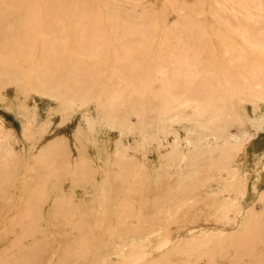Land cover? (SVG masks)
<instances>
[{
  "label": "bare ground",
  "instance_id": "1",
  "mask_svg": "<svg viewBox=\"0 0 264 264\" xmlns=\"http://www.w3.org/2000/svg\"><path fill=\"white\" fill-rule=\"evenodd\" d=\"M227 1H225V3ZM78 2L79 0H0L1 100L4 99V97H2L3 93L7 91L6 89L9 86H16L17 92H19L18 89L20 92L21 90H24L19 84L25 85L26 91L28 88V90H33L32 92H43L44 94L51 96H61L62 94L66 97L76 96L80 97L84 102L91 98H97L98 100L106 99L105 101H109L110 97L114 95L116 99L115 101L113 99V104L114 102H118L119 99L117 96L119 92H125L126 89H130L132 93L131 95L129 93L128 95L130 96L127 97L130 98L134 95L136 96V94L137 96H134L135 98L132 97L133 99L130 100L120 94L119 96L122 97L120 98L121 100H123V97L127 100L121 101V104L124 103L122 105L123 107L125 106V114L129 115L132 111L136 112L138 105L136 108H134V106L139 104V101L141 103V95L143 98L146 94L148 96L150 88L152 87V80L153 78L158 79V76L156 75H158L159 70H161L159 69L161 63H159V66L156 62L154 64L153 61L155 60L154 58H150V54H148L149 59H146L147 48L149 47L150 49L151 43L149 46L148 43L145 45L146 43L142 40L147 42V39L145 40V38H143L141 40L140 38L147 37L148 34L146 35V32L141 28V30H139L140 32L131 30L128 28V25L126 26L116 19L107 18L100 12V4L94 5L92 4V0H80V2ZM239 3L243 10H247L249 7L251 8L255 5V8L264 11V0H239ZM224 6L222 7L223 10L227 8H224ZM220 10L221 9L218 11L217 9L216 11L220 12ZM236 11L238 12L236 14L238 17L241 10ZM212 12L215 13V11ZM218 15L220 16L221 14L219 13ZM70 17H72L73 21L76 23L82 24L84 29L74 28ZM189 26L188 27L191 30L192 26ZM207 29L208 26L202 24V33L206 34L205 30ZM107 30H112V32L109 34ZM190 30L187 32L184 31V37L193 39L194 34ZM151 32L152 34L149 35H153V31ZM153 38L154 37H152V39ZM245 38H243L244 41H246ZM152 39L150 38L149 40L152 41ZM246 39L248 40V38ZM112 40L118 41V43L122 45L121 51L119 53L101 57L98 53L102 46L109 45ZM129 41L131 43H129V46L131 45V47L134 48L132 50L137 52L140 51L138 54L127 53L128 51L125 49V46ZM142 44L147 46V48ZM251 44L253 43H250V45ZM207 45L209 46V44ZM196 48L198 50H195L194 53L199 51V47L196 46ZM223 49V53L228 56V58H225L222 53H217L215 57L213 56L212 60H209V56L207 58L205 57L206 61L200 62V69L197 70L195 68L193 69V65L191 66L188 50L179 55L178 53H174L178 55L175 58L171 56L172 61L170 62H174L173 66L174 64L177 66L171 71H168L167 73L165 72V81L163 80L164 77L161 79L164 83L161 84L160 82L162 88L159 95L160 98H163V101L161 107L160 105L156 106L159 107V109H157L160 112V116L163 117L162 114L165 116V114L167 115L169 112L165 111L164 113L163 109L170 108L176 112L179 107L183 106L182 104L181 106L177 105L178 107L173 105L174 100H176V103L177 101L179 102L177 94L181 96L185 93L188 97L190 95L191 98H188L190 101L186 100L187 97H185V95L181 96V98H185L186 102H194L196 98L199 104L196 106L198 107V109H196L197 112H194L201 115L203 111L210 109L212 106L215 107L216 103H219V100L220 102H226L232 99L235 90L236 94L243 93V96L245 91L247 93L249 92V90H246L244 87L236 89L235 87L237 84H235L236 86L234 87L232 85L233 81H231L232 79L235 80V77L233 76V78L232 75H228V72L230 71L229 69V71L227 68L223 70V68L227 66H225V61H221L223 59L222 57L228 62H231L233 59L237 60V57H240L238 54L239 51H237V49L235 51L234 47H231V49L225 48L224 45ZM162 52L160 54H162ZM171 52L173 51H170V55ZM199 54H202V51L197 53V55ZM156 55L155 57L158 59L159 56L157 57ZM162 56L164 55L162 54ZM171 57H168V62ZM112 62H115L117 67L113 70L110 67V70L109 64H112ZM159 62H163L164 64V61H161L160 59ZM173 66L171 68H173ZM159 74L161 73L159 72ZM179 76L183 77V80L181 81V84H183L181 86L182 91L179 86L180 84H178ZM197 76L201 77V81L197 86H192V83ZM117 78L118 80L115 81ZM159 78H161V75ZM121 79L122 81H119ZM229 79L231 80L229 81ZM251 80H253V78H249L247 84L248 89L250 88L253 90L250 84ZM17 82H19V84H17ZM224 84L227 86L225 87ZM178 87L180 89H178ZM122 89H125V91ZM153 89L151 90V93L155 92ZM155 89H157V87ZM157 90L159 91V89ZM158 91L157 93L155 92L156 95H152L157 96ZM147 96L143 99L144 101L147 100ZM157 97L155 98L157 99ZM112 98L113 97H111V99ZM153 98L154 97H152V99ZM144 101L142 103H144ZM149 101L150 105L152 103L151 108L160 102V100H158L157 103L154 99L153 102L155 103L153 105L151 98ZM180 102L182 103V101ZM169 103L174 106V108L176 107V109L171 108L172 106L169 107ZM115 105L116 107H120V109L117 108L120 113L118 112L119 114L116 117L114 116V120H117L119 115H121L122 105L119 106V104H114V106ZM143 106L145 105L142 104V107L139 106V109L140 107L143 108ZM186 107L187 105L185 108ZM181 109L182 108L178 109L176 113H178V111L181 112ZM139 111H141V109ZM143 111L144 110L141 112ZM141 112H139V114H141ZM116 113L117 112L114 109L113 114L115 115ZM142 114H144V112ZM120 118L122 117L120 116ZM158 119L161 118L158 117ZM113 122L115 123V121ZM188 143L189 142H187V144ZM187 148L190 149L189 147ZM36 149L37 148L34 150L36 151ZM221 149V156L217 159L215 158L214 160H211V158H209L204 165L203 162L201 163V161H199L202 164L199 165L201 166V169H195L192 175L188 177L186 176V178L182 177V180L181 178L173 180V177L171 181H168V184H164L165 187L162 185L163 189L160 193L158 194L156 192L159 196L154 199L156 202L155 207L152 208L149 206L147 209L154 210V213L158 216H154L151 213L148 214L150 219L146 218L148 216L145 218H140L139 216L138 218L140 223L143 222L142 225H148L151 222L155 225L161 221L157 222L156 219L163 216V223H159V227L162 225V229L157 230L155 229L156 227L151 229L150 224V227H147L148 229L145 231H143L142 228H131L129 224L134 220L126 221L128 217L133 215L130 210L127 211L125 209L128 206L126 202L120 203L119 210L115 213L112 212L113 208L111 207V199L114 200V195H109L108 192H105L106 194L103 195L104 201L101 200V203H103L101 209L99 208L100 210L98 209L95 212L89 210L84 213L85 215H81L83 206L81 208L70 203L71 206L69 205L68 209L67 206H64L63 202L62 205L60 203V198L53 196L59 194L62 197V192H57L59 189H62V191L64 190V192L69 188H72V190L76 189V185L78 184H76V180H73L70 174H64L62 178L57 177L56 180L58 179V181L54 188L55 191L49 192L48 195H46V184L39 187L41 181L38 179L39 177L41 179H43V177L45 178V174L47 173L46 176L49 180L50 173L56 170L53 169V163H55V161L61 163V169L75 174V176L73 175L74 177L82 176L84 174L83 172V174H79L77 170L72 169V163H64V161H62L64 156L60 153L57 154L56 152L53 154V152L56 151V145L54 148L51 146L43 151L37 149V151L40 152L36 153L33 161H31L32 165L29 162V165H27V161H25L24 164L27 165L28 168L26 170V175H34L28 172V166H34V169H38V172L34 176V180L29 181L25 179L24 183L21 184L22 191L20 190L21 188L19 189L21 192L18 190V195L20 194L18 197V186L15 187L17 181L12 178L9 173L5 172L11 167L9 166V163H11L10 157L12 158L13 155L12 151L10 152V150H8V154L3 157V165H6L5 171L0 173V247L4 248L6 246L7 248L5 249L8 252L5 253L2 250L0 253V264H35L39 256L44 257L45 255L43 256V252L46 245L43 244L46 242L41 233L42 226H44V232L47 234L48 230L51 231L50 233L52 234V237L56 240L53 246H50L53 241L49 243L50 251L47 254V260L44 261L45 263L43 262L44 259L40 257L39 261L42 259V264H50L53 259H55L54 261L57 259L55 264H142L158 258L170 259L173 262H183L193 255H196V260L189 264H201L204 260L207 261V264H243L245 261H249V264H264V212L260 215L249 214L247 216V214H245V208L243 207V202L246 196L245 183L241 184L240 182V187L236 188V185L233 183L230 185L227 183L221 185L217 184L218 182H215V178L218 177L219 174H222L224 169L227 170L228 167L232 165L233 158H235L232 154V148L226 146ZM203 151L204 150H202V152ZM199 152H194V156H199L201 154V152ZM186 153L184 156H186ZM192 154L193 153H191L190 156ZM205 154L203 153L202 156H206ZM208 156L209 155L207 154V157ZM180 158L182 159V157ZM110 159L111 157H109L108 163H106L107 170L112 166ZM189 159L191 161L192 158ZM258 166H260L259 168L261 169L262 178H264V156L262 157V164ZM194 168H198V166ZM40 169L41 172L39 173ZM182 171H185V169ZM106 172L111 173L109 171ZM114 177H117L115 181L120 183L118 176L116 175ZM35 178H37L36 181ZM151 178H156V174L153 173ZM262 178L260 176L259 179ZM141 185L138 186V189H140L138 192L139 194H143L144 191L149 190L145 183L144 185ZM255 185H257V183H255ZM129 187L133 190L132 185H129ZM48 191H50V189H48ZM110 191L112 192L111 189ZM154 192L155 191H153V193ZM94 195L97 196V193ZM137 196L138 194L136 196H134V193L132 194V197H135L133 202L136 201V203H139L140 205L141 203H144ZM144 196H146V194ZM149 197L151 198V196ZM95 199L98 203V198ZM143 199H145V197ZM262 199L264 205V195ZM88 203L89 202H87V204ZM95 206L97 207V205ZM142 206L143 205L139 206V208ZM88 207L91 208V205ZM121 208L123 210H121ZM129 208L132 209L131 207ZM138 209L136 208V210ZM136 213L139 214L142 213V211ZM164 213L167 215L165 216ZM11 214L13 216H11ZM175 215L177 218L176 220H173L172 218ZM169 220L174 222L169 223ZM125 222L127 225H124ZM199 225H203L204 227L214 226L216 229L214 228V231L207 232L202 241L199 240L198 242L193 243L195 237L189 236L188 238L187 235H191L189 229ZM244 228L245 230L242 233L238 232L240 229ZM117 229L120 231L116 233ZM229 229L235 232H227ZM57 232L60 233V237L56 236ZM151 232L154 233L149 234ZM156 234H159V236ZM35 241L38 242V247H33L31 249L28 245L34 246L32 244ZM176 242H180V245L173 248L175 246H173V244ZM74 245L77 246V250L71 252ZM213 245L219 246V250L215 251L207 249ZM107 248H109V250L111 249V251L108 252ZM10 253L13 255L10 256ZM32 254L35 256L34 259H30Z\"/></svg>",
  "mask_w": 264,
  "mask_h": 264
},
{
  "label": "rangeland",
  "instance_id": "2",
  "mask_svg": "<svg viewBox=\"0 0 264 264\" xmlns=\"http://www.w3.org/2000/svg\"><path fill=\"white\" fill-rule=\"evenodd\" d=\"M225 1L227 0H92V4H100V12L107 18L116 19L122 24L126 26L128 25V28L131 30L139 31L142 29L146 32V35L148 34L147 37L140 38L141 40L143 38H145V40L147 39V42L142 40L144 43H146L145 45H147V43L148 46L150 43L152 45H150L149 49V47L147 48V46L142 44L147 48L146 59H149L148 54H150V58H154L155 60L153 61L154 64L156 62L159 66V63H161V66H159V69H161L159 70V72L161 74H159L158 72V75H156L158 76V79L153 78L151 84L152 87L149 91L150 93H148V96L146 94V96L148 97L147 100H143L146 97L143 94L145 97L143 98V96L141 95V103L138 100L139 104H134V108H136V106L138 105V107L136 108L138 110H136L137 113L132 111L129 115L125 114V106L123 107L122 105L124 103L121 104V101L125 100L124 97H129L131 95L132 92L130 91V89H126V91L125 89H122L125 92H119L118 96L121 94L124 97L123 100H121L120 98L122 97L117 96L119 100L117 103L114 102V104H119V106L122 105L121 115H119L117 120H114V116L116 117L120 113L118 111L120 107H116V105L114 106L113 99L114 101L116 99L114 95L111 96L113 97L112 99L110 97L109 101L107 100L108 102L105 101L106 99L98 100L97 98H91L92 100L89 99L88 101L84 102L80 97L76 96L66 97L63 94L61 96H51L48 94H44L43 92H32L33 90H28L27 88V91L29 92L28 93L25 90V85H21L19 84V82H17V84H19L22 89L25 90V92L24 90H21L20 92L19 89V92H17L16 86L7 87V91L4 92L2 96L4 97V99H0V173H3L2 171H5L6 165H3V157L8 154V150H10V152L12 151L13 153L12 158L10 157L11 163H9V166L11 167L8 171L5 172L9 173V175H11V177L17 181L15 186H18L17 195L20 188V190L22 191L21 184L24 183L25 179L29 181L34 180V176L38 172V169H34V166H28V172L34 175H26V170L28 169L27 165H29L28 162L32 165L31 161H33L36 153L46 150L51 146L52 148H54L56 145V151H54L53 154H55L56 152L57 154L60 153L64 156L62 158V161H64V163H72V169L77 170L79 174L82 172L84 174L82 173V176L74 177L75 174L71 173L70 171L61 169V163L55 161V163H53V169L56 170L50 173L49 177V180H51L52 182L48 180L46 176L47 173L45 174V178L43 177V179H41L39 177L38 179L39 181H41L39 187L46 184V195H48L49 192L55 191L54 188L56 186V182L58 181V179L56 180L57 177L62 178L64 174H70L72 179L76 180V184H78L76 185V191L72 190V188H69L71 190H65L66 192H64V190L62 191V189H59L57 192H62V197L59 194H55L53 196L59 197L60 203L62 205L64 203V206H67L68 209L70 203H72L77 207L82 208L83 206L81 215H85L84 213L88 212L89 210L91 212H95L99 208L101 209V205L103 204L101 203V200L104 201L103 195L108 192L109 195H114L113 199L115 201L111 199V207L113 208V213L119 210L120 203L126 202L128 204L125 209L127 211L130 210L132 212L131 214L133 215L128 217L126 221L128 222L134 220L131 224H129L131 228H142V230L145 231L150 227L151 224V229H154L156 227L155 229L161 230L162 225H160L159 227V223H163V216L156 219L157 222H159L160 220L161 221L158 224L156 223L155 225L151 221V223L148 225H142L143 222L140 223L138 218L139 216L140 218H145L146 216H148V214L151 213L154 216H158L154 213V210L147 209L149 206H151L152 208L155 207L156 202L154 201V199L159 196L158 194L163 189L162 185L163 187H165V185L168 184V181H171L173 177V180H176L178 178H181L182 180V177L186 178V176L188 177L192 175L195 169H201V166L199 165L202 162L204 165L209 158H211V160H214L215 158L217 159L218 157H220L222 151L221 148L227 146L232 148V154L235 158H233L232 165H230L227 170L224 169V171H222L224 174H219L218 177L215 178V182H218L217 184L221 185L225 183L230 185L233 183L236 185V188L240 187V182L241 184L245 183L246 196L243 202L245 214H247L248 216L249 214L260 215L261 213H263L264 205L262 197L264 195V178H262L261 169L258 165L262 164V157L264 156V11L258 10L254 7L255 5L251 8L249 7L247 10H243L241 9L242 6L240 5L239 0H228L226 3ZM221 5L229 6H224V8H227L223 10V6ZM214 9H218V11L219 9L221 10L220 12H218ZM236 10H241V13L238 14V17L236 16V14L238 13ZM212 11H215V13ZM212 13H214L215 16ZM219 13L221 14V17L218 15ZM70 19L74 28L84 29V26L82 24L73 21L72 17H70ZM202 24L208 26V29L205 30V33H208L207 35L202 33L201 31ZM189 25L192 26L191 30L189 29ZM189 30L194 34L193 39L184 37V31L187 32ZM151 31H153V35H149L152 34ZM107 32L110 34L112 30H107ZM148 37L149 39H152V37H154V40L152 39V41H150ZM245 37L248 38L250 42ZM243 38H245L246 41H244ZM129 43L130 41L125 46V49L128 51L127 53L138 54L140 51L137 52L135 50H132L134 48H132L131 45L129 46ZM250 43L253 44L250 45ZM207 44H209V46ZM223 45L225 46V48L229 49H231V47H234L235 51L237 49V51H239L238 54L240 57H237V60L233 59L231 62L226 61L224 57L228 58V56L223 53ZM121 46L122 45H120L118 41L112 40L109 45H103L98 54L101 57H105L107 55L119 53L121 51ZM158 46L161 48V51ZM196 46L199 47V51H202V54L197 55L199 51L197 53H194L195 50H198ZM153 47H156L155 51ZM187 50L189 53V61L191 62V66L193 65V69L195 68L196 70L200 69V62L206 61L205 57L207 58L209 56V60H212L213 56L215 57L217 53H222L224 57L221 56L223 58H221V61H225L226 64H224L225 66H227L223 68V70H225L226 68L227 70L229 69L230 71H228L230 73L228 72V75H232V77L234 76L235 78H233L236 80H233L231 77L232 80L229 79V81H233L232 85L234 87L236 86L235 84H237V86L235 87L236 89L244 87L246 90H249V92L247 93L245 91L243 96V93L236 94L235 90L233 94L234 97H232V99L226 102H220L219 100V103H216L215 107L212 106L210 109L203 111L201 115H198L194 112H197L196 109H198V107L196 106H198L199 104L196 98L194 102L192 101L194 98L191 100L193 103L186 102V100L190 101V99H188L191 98L190 95L188 97L187 94L184 93L185 97H187L185 100L184 97L181 98V96L184 95L180 96L179 94H177V98H179V102L177 101V103L179 104H177L175 102L176 100H174L173 105L181 106L182 104L184 106V110L183 106L179 107L178 109H182L180 110L181 112L178 111V114L176 113L178 109L176 110V112L175 110H172L170 108L163 109L164 113L165 111L169 112L167 113V115L165 114L166 117L164 116V114H162V112L161 114L163 115V117L160 116V112L158 111L159 107L156 106H162L163 98H160L159 95L162 88L161 84L164 83L162 81H165V74L177 66H175V64L173 66L174 62H170L172 61L171 56L175 58L180 53H184ZM170 51H173L171 52V55ZM161 52L164 56L160 54ZM174 53H178V55ZM203 53H205L206 55ZM155 55L157 57L159 56V58L157 59ZM168 57H171L169 58V62ZM155 58L157 59V61ZM159 59L161 61H164L165 65L167 63V65L165 66L163 62H159ZM109 65V69L111 67L112 70L114 68L116 69L117 67V64H115V62H112V64L110 63ZM172 66L173 68H171ZM160 75L161 78H159ZM162 78L163 80H161ZM249 78H253V80H251L250 82L253 90H251L250 88L248 89L247 83L249 82ZM178 79V84H180L179 86L181 88V86L183 85L181 84L183 77L179 76ZM117 80L118 78L115 81ZM119 81H122V79ZM200 81L201 77L197 76L192 83V86H197ZM155 84L159 91L155 89ZM224 86L226 87L227 85L224 84ZM111 87L113 88L112 85ZM180 88L178 87V89ZM152 89L156 93L158 91V97L153 96L156 95V93H151ZM129 93L130 95H128ZM132 97L128 99L132 100ZM152 97L154 98L152 99ZM155 97H157V99ZM150 98L152 102L154 99L155 102L157 101V103L158 100H160V102L156 105H154L155 102H153V105L157 112L154 107L151 108L152 103L150 105ZM143 101L144 103H142ZM180 101H182V103ZM147 103L150 106H148ZM142 104L145 105L143 106V108H141ZM168 105L169 107L172 106L170 105V103ZM186 105L187 107L185 108ZM139 106H141V111L144 110V114H142L143 112L139 111ZM112 107L117 112L115 115L113 114L114 109ZM171 108L176 109V107L174 108V106H172ZM139 112H141V114H139ZM120 116L122 118H120ZM182 116H184L185 118ZM158 117L161 119H158ZM125 119L127 120V122ZM113 121H115V123ZM186 141L189 143L187 144ZM187 147H189L190 149H188ZM35 148L40 151H37V149L35 151ZM202 150L204 151L202 152ZM197 151H200L201 154L199 156H194V152L197 153ZM185 153L187 157L184 156ZM191 153H193V157L192 155L190 156ZM203 153H206V156L203 157ZM207 154L209 155L208 157ZM212 155H214L215 157ZM109 157H111L110 160L112 162V166L107 170L106 163H108ZM180 157H182V159ZM189 158H192L191 161ZM25 161H27V165L24 164ZM199 161H201V163ZM196 165L198 166V168H194L197 167ZM184 169L185 171H182ZM256 169L260 170L257 171ZM106 171H109L112 174ZM40 172L41 169L39 173ZM152 172L156 174L157 179L151 178L153 176ZM116 175L118 176L120 183L115 181L117 177L114 176ZM260 176L262 179H259ZM36 179L37 178H35V181ZM244 180L247 181L245 182ZM144 183L146 186H148L149 189L148 191H144L143 193L144 195L146 194V196H144L142 193H138L140 190L138 189V186H140L141 184L144 185ZM255 183H257V185H255ZM129 185H132L133 190L130 189ZM48 189H50V191H48ZM110 189L112 190L113 194ZM135 189L138 191H136ZM153 191L155 192L153 193ZM156 192L158 194H156ZM96 193L97 196L94 195ZM133 193L134 196L138 194L137 197L144 202L141 203V205H143V208H139V206L141 205L139 203H136V201L133 202L135 199V197H132ZM147 195L151 196V198ZM19 196L20 194L18 195V197ZM144 197L146 200L143 199ZM95 198H98V203ZM87 202L89 203L87 204ZM89 205H91V208L88 207ZM95 205H97V207ZM129 207H131L132 209H130ZM136 208L139 209L136 210ZM121 210L123 209L121 208ZM141 211L142 213H136ZM164 214L165 216L167 215L166 213ZM11 216L13 215L11 214ZM146 218L150 219L149 216ZM176 218L177 216L175 215L172 219L176 220ZM172 222L169 220V223ZM124 225H127L126 222L124 223ZM42 227L44 228V226ZM43 228L41 229V233L46 242L45 244H43L46 245V248L43 252V256H45H39L35 264H42V259H44L43 262L47 260V254L50 251L49 243L53 241L50 245L53 246L56 241L52 237V234L50 233L51 231L48 230L46 234ZM214 228V226H194L192 227V229H189L191 235L188 234L187 236L188 238L189 236H194L195 240L193 241V243H196L199 240L202 241L204 239V235L207 232L214 231L216 229ZM244 230L245 228L240 229V231L238 232L242 233ZM119 231L120 230L117 229L116 233ZM154 232H151L149 234H152ZM227 232L234 233L235 231L229 229V231ZM156 235L159 236V234ZM56 236L60 237V233L57 232ZM177 242L173 244V246L175 245L173 248H176L180 245V242ZM32 245L34 246H28L31 249L33 247H38V242L35 241ZM5 248L7 247H0V253L2 252V250L7 253L8 251ZM72 248L73 250L71 252L77 250L76 245H74ZM219 248V246L213 245L207 249L217 251L219 250ZM107 250L108 252L111 251V249L109 250V248H107ZM12 255L13 254L10 253V256ZM40 257H42V259L39 261ZM31 258L34 259L35 256H33L32 254L30 256V259ZM54 260L55 259L51 260L50 264H55L57 259L56 261ZM152 260L153 261L151 262L142 264H189L190 262H194L196 260V255L188 257L183 262H173L170 259L160 258ZM249 263V261L243 262V264ZM201 264H207V261L204 260L201 262Z\"/></svg>",
  "mask_w": 264,
  "mask_h": 264
}]
</instances>
